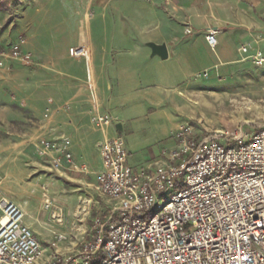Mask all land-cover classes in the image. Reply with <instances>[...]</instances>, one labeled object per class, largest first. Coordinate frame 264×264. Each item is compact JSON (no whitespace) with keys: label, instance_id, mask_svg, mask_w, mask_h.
Wrapping results in <instances>:
<instances>
[{"label":"crops","instance_id":"obj_1","mask_svg":"<svg viewBox=\"0 0 264 264\" xmlns=\"http://www.w3.org/2000/svg\"><path fill=\"white\" fill-rule=\"evenodd\" d=\"M20 8L24 49L41 63L14 70L13 80L19 81L6 83L17 95L14 101L0 97V115L16 102L36 122L17 142H0V165L14 166L3 170L0 185L22 206L25 223L41 241H48L49 231L38 223V201L52 206L55 177L78 188L87 184L90 172L96 178L103 167L100 143L121 136L132 120L157 128L163 141L183 124L184 98L200 87L214 93L251 64L243 44L264 48V0H22ZM210 30L216 31L215 49L206 38ZM149 43L165 44L167 58L153 54ZM76 47L86 53L75 55ZM205 71L207 77L199 76ZM96 113H109L114 122L99 127L93 122ZM64 136L81 170L55 171L37 154L43 139ZM126 144L129 163L133 159L137 167L163 153V148L151 152L142 162Z\"/></svg>","mask_w":264,"mask_h":264},{"label":"built area","instance_id":"obj_2","mask_svg":"<svg viewBox=\"0 0 264 264\" xmlns=\"http://www.w3.org/2000/svg\"><path fill=\"white\" fill-rule=\"evenodd\" d=\"M206 38L215 49L216 31ZM25 42L20 37L0 51V66L30 63ZM241 50L264 68V48L248 42ZM93 122L104 127L114 118L96 113ZM172 135L175 146L144 167L129 163L122 136L100 143L103 167L96 178L108 208L77 253L58 250L67 236L55 233L49 247L56 250L43 264H264V127L203 137L186 122ZM40 153L55 171L81 170L69 137L43 139ZM0 211V264H36L48 248L1 185Z\"/></svg>","mask_w":264,"mask_h":264},{"label":"rangeland","instance_id":"obj_3","mask_svg":"<svg viewBox=\"0 0 264 264\" xmlns=\"http://www.w3.org/2000/svg\"><path fill=\"white\" fill-rule=\"evenodd\" d=\"M21 1L0 0V51L16 42L21 35L27 42V35L19 32L22 21L17 20L21 10ZM27 1L25 0V3ZM78 48L80 47L73 50L75 55H77L75 52ZM24 51L31 53L25 49ZM11 62L20 64L15 66ZM40 63L41 61L31 53L30 63L10 60L6 61L4 66H0V81L2 83L0 97L7 95L9 101L15 99L17 91L6 83L7 79L19 81L17 76L13 80L15 69L26 66L31 70ZM197 91V94L183 100L182 122L183 124L192 123L203 137L221 136L227 131L253 134L264 127V68L256 67L251 63L240 70L237 75L229 78L223 85L216 86L214 93H205L202 87ZM14 103L16 105V102ZM10 104L12 103L9 102ZM15 105L13 104L14 108L9 109L8 113L0 115V142L2 143L17 142L31 126L35 125L36 119L30 110L17 109ZM121 136L126 143L131 144L132 154H136L135 156L142 162L148 159L151 152L157 154L161 148L164 152L175 146L172 131L169 132L167 138L163 135V141H160L158 129L154 126H146L144 121L139 119L130 121ZM37 154L49 164L46 156L38 151ZM135 163L132 159V164L136 165ZM7 167L13 169L14 166L0 165V179L3 178V170L5 171ZM93 175L95 174L91 172L86 175L87 184L81 188H78V183L55 177L56 189L53 193L55 199L52 198V206L46 208L45 199L41 202L38 201L39 212L36 214L39 218L38 223L43 229L49 231V236L48 241L42 240L48 251L36 264H43L51 252L56 250L49 247L55 233H65L67 236V239L58 247L61 252L70 250L77 253L90 239L94 220L108 208V201L98 189L97 179ZM1 216L2 212L0 211V219Z\"/></svg>","mask_w":264,"mask_h":264},{"label":"water","instance_id":"obj_4","mask_svg":"<svg viewBox=\"0 0 264 264\" xmlns=\"http://www.w3.org/2000/svg\"><path fill=\"white\" fill-rule=\"evenodd\" d=\"M149 46L153 49V54H158L162 58H167L168 56V51H167V46L165 44H155V43H149Z\"/></svg>","mask_w":264,"mask_h":264}]
</instances>
